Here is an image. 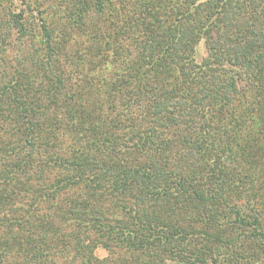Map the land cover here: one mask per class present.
I'll return each instance as SVG.
<instances>
[{
    "label": "rangeland",
    "instance_id": "374dc122",
    "mask_svg": "<svg viewBox=\"0 0 264 264\" xmlns=\"http://www.w3.org/2000/svg\"><path fill=\"white\" fill-rule=\"evenodd\" d=\"M172 3L109 0L99 11L95 0H0V170L27 162L26 137H35L31 158L35 165L44 164L46 172L41 176L36 172L25 180L23 195L35 197L37 188L59 186L47 198L48 206L39 204L33 211L36 218L51 216L53 224L49 227L55 224L52 229L38 224L28 226L30 231L24 230L19 221H24L26 208H0V214L5 215L0 221V248L8 254L2 257V264H34L27 253L36 236L48 249L42 264H264V128L259 129L264 121V96L256 91L251 94L258 97L249 93L247 101L234 102L235 109L221 121L230 134L223 141L226 145L218 149L224 152L222 160L235 163L237 168L225 185L227 198L217 201L216 215L205 212L196 224L199 211L192 209L189 199L174 204L147 198L140 203V213L160 224L170 223L173 230L183 227L187 233L196 225L208 228L209 233H205L217 238L208 244L212 249L218 245L224 250L215 262L214 253L195 260L199 247L204 246L190 245L180 241L179 236L164 249L158 248V243V247L148 250L138 243L132 246L107 238L96 232L91 222V204L111 229L121 226V221H131L132 202L123 200L120 194L127 185L124 181H129L115 171H121L125 163L141 161L130 154L135 141L149 136L167 138L166 129H171L167 124L162 128L153 125V112L140 108L136 101L141 91L165 95L179 89L165 79V69L153 62L147 64L150 50L138 32L145 22L154 20L160 8L165 9L159 14L163 16L161 21L175 23L178 14ZM210 37L215 39L213 34ZM196 41L193 53L201 61L213 43L202 34ZM119 80H123L122 85L117 84ZM112 83L120 88L117 92L110 91ZM123 93L127 99L121 97ZM130 105L132 113L126 109ZM245 106L249 107L247 111ZM80 116L83 120L77 121ZM102 134L108 136L107 151L114 148V156H97L98 145L93 140ZM130 138L136 140L128 141ZM162 156L157 167L169 170L173 153L168 155L164 150ZM60 162L68 163L69 168ZM96 163L102 169H96ZM116 183L118 191L114 189ZM3 189L12 197L22 195L11 186ZM92 192L104 193V201L95 203ZM14 215L17 220L12 218ZM241 217L249 226L238 223ZM253 220L259 222L258 228V224L252 226ZM5 222L8 225L1 227ZM257 230L261 231L259 236ZM243 252L250 253L248 257L253 255L252 260L243 257L236 261Z\"/></svg>",
    "mask_w": 264,
    "mask_h": 264
},
{
    "label": "trees",
    "instance_id": "16d2710c",
    "mask_svg": "<svg viewBox=\"0 0 264 264\" xmlns=\"http://www.w3.org/2000/svg\"><path fill=\"white\" fill-rule=\"evenodd\" d=\"M106 1L109 0H95L99 11L104 8ZM164 1L173 2L172 8L178 14L174 20L175 23L167 25L166 22H162L163 16L159 14L164 13L162 11L165 9L160 8L161 10L154 13V20L145 22L146 28L142 27L138 32L150 50L147 64L153 62L159 66V69H165V79L179 86V89L177 91L171 89L172 91L165 95H148L146 91H141L137 95L136 103L140 105V108L153 112V125L162 128L165 126L163 124H167L171 129H166L167 138L154 139L149 136L144 139L140 138L139 141H135L134 138L128 140L135 141L130 154L141 161H136L134 164L125 163L121 166V171H115V173L121 179L129 181H124L127 185L121 188L120 194L123 200L127 199L132 202L129 209L131 221H121V226L111 229L110 223L107 220L103 222L101 215L96 212L97 208L91 204V222L94 224L95 231L106 234L107 238L120 239V242L132 246H139L138 243L148 250L155 249L156 245L158 247V243L160 245L158 248L164 249L171 243L173 237L179 236L180 241L184 240L186 243H191L190 245L197 243L195 246L198 244L204 246L203 249L199 247L201 251L195 256V260H203L200 255L210 254L212 256L214 253L215 262L218 256L223 255L224 250L222 247L217 248L218 245L212 249L208 244L217 240L205 233H209L208 228L196 225L187 233L183 227L173 230L169 227L170 223L160 224L140 213V203H144L147 198L165 199L174 204L189 199L192 201L190 203L192 209L199 211L197 216L200 219L196 223L199 224L202 215L206 213L209 216L216 215L217 201L227 198L226 193L229 190L225 185L233 178L237 167L233 166L235 163L223 161L224 152L218 149L219 145L225 144L223 141H226L225 137L230 134V129L228 130L221 121L223 116L229 115L228 113L235 109L234 102L247 101V95L252 91L264 96V0ZM233 2L235 5H232ZM200 34L207 38L208 43L213 44L210 45L211 51L208 56L198 61L194 56L193 46L197 43L196 37ZM209 34H213L215 39L209 38ZM220 46L226 48L216 50V47ZM116 82L123 84V80ZM117 89L120 88L116 83H112L110 91L117 92ZM259 95L251 94L252 97ZM121 97L127 99L124 93ZM130 107L133 106L130 105L126 109L132 113ZM248 109L249 107L245 106V110ZM81 120L83 118L80 116L77 121ZM261 127L264 128L263 120L259 125L260 130H262ZM94 138V144L98 145L96 150L98 157L108 158L109 155H115L114 148L107 151V135L102 134ZM26 139L29 143L27 150L29 160L22 165H8V168L0 170L2 191L0 208L3 205L12 211L20 206L23 209L26 208L24 221H19L24 226V230L27 228L30 231L28 226L36 227L38 224L48 226L47 230L52 229L55 224L49 227L53 224L49 219L51 216L39 215L41 217L36 218V216L33 217V211L37 210L39 204L48 206L47 198L55 194L59 186L49 184L42 188L36 187L35 197H28L27 193L23 195L27 188L23 185L25 180L34 176L36 172L39 176L46 172L44 164L35 165L31 158L36 146L35 137H26ZM244 143L246 141L243 139ZM164 150H167L168 155L173 153L170 157L171 160L173 159V165L169 170L157 167L159 160L163 158L162 151ZM146 151L149 152L146 153ZM227 153L232 155L231 150H227ZM235 158H237L236 155ZM58 164L69 168L66 162ZM101 164L104 162L101 161ZM101 164L96 163L95 168L102 169ZM250 181L253 183V179ZM118 184L114 185L116 191H118L116 187ZM9 186L14 187L17 194L22 193L21 197H12L4 193L3 188ZM138 186L143 189H138ZM96 194L101 196L100 199ZM103 194L92 192L91 198H94L95 203L102 202L104 201L102 200ZM221 210L224 211L223 208ZM3 216L5 215L0 214V221L4 220ZM12 218L17 220L15 215ZM252 222L254 227L258 224L255 228L260 226L258 221L253 220ZM238 223L249 226L243 217L238 220ZM7 225L8 222H5L1 227ZM260 234L261 231L257 230L256 235ZM16 235L17 242H19L18 233ZM40 240L36 236L30 252L27 253L30 254V259L35 260L34 264H42L41 260L46 257L48 251L40 245ZM234 242H238V239ZM5 252L4 248H0V264H2V257L8 256ZM249 254L246 252L238 254L236 261L243 257L246 259ZM252 257L253 255L247 260L251 261Z\"/></svg>",
    "mask_w": 264,
    "mask_h": 264
}]
</instances>
